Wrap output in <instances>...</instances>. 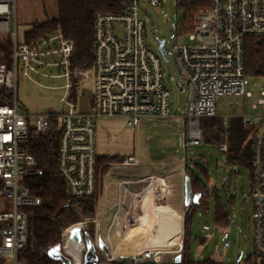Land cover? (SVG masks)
I'll return each instance as SVG.
<instances>
[{"label":"built area","instance_id":"2783aa9c","mask_svg":"<svg viewBox=\"0 0 264 264\" xmlns=\"http://www.w3.org/2000/svg\"><path fill=\"white\" fill-rule=\"evenodd\" d=\"M141 1L151 6H160L163 2L120 0L118 12L95 14L91 71H72L69 68V58L75 50L72 40L64 38L60 31L37 41L18 39L14 22L15 0H0V40L6 36L11 39L10 60L0 61V87L11 91L10 103L0 104L1 193L9 199L8 210L0 211V264H26L18 258L27 239L26 207L39 202L25 183L28 175L39 172L35 158L25 147L30 127L44 132L57 120L61 127L57 169L67 192L77 198H94L100 175L95 119L123 118L132 130L143 119L182 121L189 127L188 138L182 141V145L188 147L202 143V119L236 116L235 113L218 112L220 98L252 97V91L246 87L244 45L248 36L264 37V0H205L207 5L193 14L189 38L194 42L174 43L168 52L176 67L174 79L185 90V108L181 113H175L171 108L170 91L164 84L163 59L146 39L147 21L140 13L144 10ZM11 20L13 26L9 30ZM176 25L175 20L173 37L178 30ZM155 28L156 25L153 31ZM54 55L60 60L50 62V65L64 66L58 76L67 78L73 74L79 82L92 80L89 111L77 110L65 98L62 100L67 108L61 112L28 113L19 109L17 80L20 70L27 75L39 72L48 64L47 58ZM64 87H70L68 80ZM253 107H259L260 113L239 116L247 128L253 126L252 118L260 119L254 132L251 161L252 253L245 261L241 259V252L239 260L230 263L205 260L192 264H264V129L261 132L257 129L264 125V86L259 88ZM218 149L226 152L227 140L221 142ZM137 163L135 154H128L120 161L123 166ZM135 184H141L143 188L132 192L127 211L120 198L114 203L115 212L109 228L122 217L124 234L135 227L139 228L138 234H145V224L141 220L144 202L148 199L146 195L151 192L153 204L159 197V180L153 175L118 180L123 195ZM89 223L97 226L98 216L72 223L61 231V248L71 259V264H83L86 250L83 233ZM74 226L80 227V251L68 243L69 230ZM97 238L95 236L96 264H160L165 254H181L183 248L179 234L174 242L171 239L159 244H141L129 255L117 254L108 237L105 242L110 252L105 254L98 247ZM68 245L70 248L67 249Z\"/></svg>","mask_w":264,"mask_h":264},{"label":"rangeland","instance_id":"374dc122","mask_svg":"<svg viewBox=\"0 0 264 264\" xmlns=\"http://www.w3.org/2000/svg\"><path fill=\"white\" fill-rule=\"evenodd\" d=\"M177 1L163 0L160 6H151L143 1L140 2L144 9L140 13L147 21L146 39L155 49H157L156 37L165 40L164 48L167 52H170L174 43L191 44L194 42L189 38V31L182 32L180 30V19L183 17L184 11ZM57 14L56 0H15L18 39L22 40L23 33L31 27L33 21L54 18ZM152 20L156 24L153 33H151ZM175 20L178 21V30L171 40L172 24ZM59 60L60 57L57 55L48 57V64L41 67L36 73L29 72L27 75L23 70H20L17 80V99L21 111L28 113L61 112L67 108V104L62 101L64 96L73 102L79 110L91 109L92 80L88 78L83 83L76 85L75 99H70L72 87L69 89L64 85L67 80L72 81L71 78L74 75L71 74L67 78L58 76L57 74L64 71V66L50 65V62ZM162 63L164 84L170 91L171 108L175 113H181L185 108V90H180L176 85V79H174L176 67L172 57L168 55V62L163 61ZM261 86H264V76H247L246 87L252 91V97H222L218 100V112L225 115L235 113L236 116L257 115L260 113V108L253 107V103L259 95ZM225 104L228 106L226 110L223 108ZM259 122L260 119L252 118L253 126L250 125L247 131L252 127L256 128ZM224 123H226L225 129L232 130L234 125L232 120H226ZM94 127L98 154L123 156L135 152L141 160L138 166L112 167L108 165L103 173L105 174L104 178L109 181H117L121 178H138L149 172H158L155 165L162 164L173 156H180L183 159L185 151L188 156L192 157L191 159H196L198 164L208 168L211 181L215 186L213 191L220 193L224 198L226 210L229 213V223L224 230L214 223L212 193L208 200L198 208L194 216L188 246L190 261L214 260L213 262L230 263L235 261L239 251L242 252V261L251 255L252 202L250 169L248 167L243 164H232L227 160L226 153L220 151L218 146L213 144L202 142L203 144L192 145L190 148L181 146L180 143L188 138L189 127L175 119H145L139 122L137 130H132L123 118H98L94 121ZM257 129L258 132H261L264 125ZM248 132L246 139L247 136H250ZM164 158L165 160H163ZM187 162L191 165L190 159ZM124 204L127 206V202L124 201ZM8 205L9 199L1 196L0 211L8 210ZM165 214L168 215L167 212ZM145 234H147L146 231ZM110 236L117 254H131L140 242L139 237L126 238L121 241L117 229H113ZM225 236L226 239H224ZM61 243L60 237L59 244L61 245ZM172 255L165 254L160 264H168L172 261Z\"/></svg>","mask_w":264,"mask_h":264},{"label":"trees","instance_id":"16d2710c","mask_svg":"<svg viewBox=\"0 0 264 264\" xmlns=\"http://www.w3.org/2000/svg\"><path fill=\"white\" fill-rule=\"evenodd\" d=\"M58 14L51 19L33 22L31 28L23 33V40L37 41L58 30L64 38L72 40L74 52L69 58V68L86 70L93 64V23L96 13H116L121 9L120 0H56ZM178 5L183 8L184 15L180 19V30L190 31L193 14L202 10L207 3L205 0H178ZM178 22V21H177ZM178 29V23L176 25ZM9 37L0 40V61L9 58ZM245 73L247 76H264V37L248 36L244 45ZM72 94L76 96L75 76H72ZM11 91L0 87V104L10 103ZM234 123L232 130L225 129L221 117L206 118L200 121L203 132V142L219 146L224 140L228 141L226 157L232 164H243L250 167L251 146L254 139V127L248 132L240 119H231ZM230 120V121H231ZM250 136H247L246 133ZM61 133L57 120L44 132L30 127L28 139L25 142L27 151L36 160L38 173L28 175L25 183L29 191L38 197L35 206L26 207L27 212V239L25 245L19 250L18 258L26 264H61L59 260L48 256V246L60 243L61 231L68 225L91 218L94 214V199L91 197H73L67 192L65 183L57 169L58 142ZM244 143V144H243ZM103 156L99 160L107 159ZM114 158V156L112 157ZM198 175L190 171V186L192 191L201 193V199H208L209 175L204 165L194 163ZM1 188V182H0ZM214 223L224 228L226 226V212L220 203L219 195L213 192ZM200 199V200H201ZM198 206L191 204L184 215V234L182 236L183 248L180 262L168 264H192L189 260L188 246L190 230L193 226L194 216ZM92 235L91 226H88ZM214 261V260H207Z\"/></svg>","mask_w":264,"mask_h":264},{"label":"crops","instance_id":"0c3cea01","mask_svg":"<svg viewBox=\"0 0 264 264\" xmlns=\"http://www.w3.org/2000/svg\"><path fill=\"white\" fill-rule=\"evenodd\" d=\"M47 19H51V18H47ZM36 21H43V20H35L33 22H36ZM14 22H15V26H16L15 18H14ZM12 26H13V20H11L10 24L8 25V29L10 30L12 28ZM9 41H10L9 58H8V60L7 59L6 60H2V61H6V62H8L10 60V50H11V39H10V37H9ZM91 67L89 69H86V71H91ZM75 78L77 79L76 76H75ZM69 82H70V87H69V89H70L73 83H72V81H69ZM77 82H78V84L83 83V82L80 83L78 81V79H77ZM92 94H93V84H92ZM62 98L66 99L65 96L62 97ZM66 100L69 101L70 103L74 104L69 99H66ZM91 100H92V97H91ZM91 105H92V103H90V106ZM74 106L76 107L75 104H74ZM227 107L228 106L226 104L223 105L224 110H226ZM76 109L79 110L77 107H76ZM80 111H89V110H80ZM219 117H221L222 120H224V122H226V120H231V119H240V122L242 123V125L244 127L242 119L239 116H231V117H227L225 119L222 116H219ZM143 120H145V119H143ZM148 120H151V119H148ZM224 122H223V126L226 125V123H224ZM138 125H139V123H138ZM138 125H137V127H138ZM137 127L134 130H137ZM252 128H251V131H252ZM245 129H248V128L246 127ZM249 131H250V129H249ZM254 132H255V128H254ZM95 134H96V131H95ZM247 140H248V138L245 139V141H247ZM180 144H181V146H183L182 143H180ZM191 146H188V147L183 146V147L190 148ZM193 146H198V145H193ZM252 147H253V142H252V146H251V151H252ZM58 148H59V142H58ZM129 154H135V156L138 159V163L135 166H138L141 163V160L138 157V155L135 152L129 153ZM127 155H123V156H121V155L120 156L119 155H112V154H105V155L102 154V155H100V154L97 153L98 167H100V175H99V179H98V188H97L96 197H94V198L92 197L94 199V214H93L92 217L97 215L98 218H99V223H98L97 226H95V224H93V223H89L87 225L86 229L88 230V226H91V230H92V233H93L92 236L94 237V241H95V236H98V235H101V237H102V239L104 241H107L108 237H109V239L111 241L110 233H111V231L113 229H117V233L120 235V240L121 241L125 240L126 238L139 237L140 238V242L135 247V249L138 246H140L141 244L153 245V244H156V243H158V244L162 243L165 240L162 241V240H159V239H154V236H153L155 234L156 229H157L156 220L151 223L150 228L145 227L147 234H141V233L138 234V232H139V228L138 227H135L133 230H131V231L127 232L126 234H124L125 233L124 232L125 228H124V224L122 222L123 221L122 217H121L120 221L118 220L117 222H115L109 228V226L111 225V222H112L113 214L115 212L114 203L117 202L118 199L120 198L121 201H123V209H124V211H127L128 210V204L130 202V196L132 195V192H138V191L142 190V188H143V187H141L142 186L141 184H135L134 186H129L127 188L126 192H125V195H123V192L120 191V189L118 187V180H120V179H118L117 181L116 180L109 181L106 178H104L105 174L103 172H104L105 168L108 165H111L112 167L121 166L120 161L122 160L123 157H125ZM103 156H107L109 158L103 159V160H99ZM113 156H114V158H112ZM191 158L192 157L188 156L186 151H185L183 159L180 156L179 157H174L173 156V158L168 159V160H165V158H164L163 160H165V161L162 164L155 165V168L158 170V172H149V173L143 175V176H152L153 175L156 178H158L159 184L157 185V189H158V192H159V197L156 199L155 203H157V204H162V203L166 204L167 203L171 207V209H173L175 212L180 214L181 223H180L178 234H180L182 236L184 234V215H185V212H186L187 208L190 207L191 204H196L198 206V208H199V207L202 206L203 202L208 200L207 198L202 200L201 196H200L198 203L191 202L187 206H185L183 204L182 196H183V179H184V176L188 175L189 176V180H190V171H189V169H192L194 171V173L196 175H198L197 174L198 170L194 166L195 165L194 163L196 162V159L193 160ZM188 159H190L191 165L188 164V162H187ZM251 161H252V152H251ZM251 161H250V167H249V169H250V180H251ZM187 168H189V169L187 170ZM206 169H207V173L209 175V170H208L207 167H206ZM143 176H141V177H143ZM126 179H133V178H126ZM209 179L210 180H209L207 188L210 189V195H211L214 192L213 190L215 189V186H214V183L211 181L210 175H209ZM0 182H1V180H0ZM165 186H166V188L164 189ZM2 188H3V186H2V182H1L0 197L4 196L1 193ZM164 190H165V192H164ZM192 192L195 193L194 191H192ZM218 195H219V198H220L219 199L220 203L224 207V210H225L226 216H227L226 226H224V228L220 227L221 229L224 230V229H226V227L228 226V223H229V213L226 210V204L224 202V198L222 197V195H220V193H218ZM147 200L149 202V205H151L152 196L148 197V199L145 200L144 204H146V205H148L146 203ZM124 201H125V203L127 202V206H125ZM146 205H145V208L143 210L144 213H145V211H148V210H146ZM157 207H158V205H157ZM159 207L157 209H159ZM161 208L162 207H160V210H161ZM197 210H196V212H197ZM148 213L152 214V212H149V211H148ZM155 215L157 216L158 214H155ZM124 218H125V216H124ZM213 218H214V215H213ZM142 220H143V216H142ZM143 222H144V220H143ZM169 223H170V225H173V222L171 220L167 224H169ZM123 235H125L124 238H122ZM174 240H176V238L172 239L173 242H174ZM112 247L114 248L113 244H112ZM114 251H115V248H114ZM175 255L176 254L172 255V261L173 262H174Z\"/></svg>","mask_w":264,"mask_h":264},{"label":"water","instance_id":"95a60500","mask_svg":"<svg viewBox=\"0 0 264 264\" xmlns=\"http://www.w3.org/2000/svg\"><path fill=\"white\" fill-rule=\"evenodd\" d=\"M153 26L151 28V33H153V28L155 27V22L152 20ZM174 25V24H173ZM170 39H173V35L170 36ZM164 39H159L156 37V42H157V50L160 53L163 61L168 62V52L164 48ZM176 85L179 87L180 90L183 88L180 87L179 83L176 82ZM201 196V193L195 192L193 193L190 187V180L189 176L185 175L183 179V196H182V201L185 206L190 204L191 202L198 203L199 202V197ZM84 241H85V247L86 250L83 255V264H96L97 262V253H96V247H95V241L94 237L89 234V232L85 231L83 233ZM68 243L72 246H74L77 250L80 251L82 249V236L80 232V227L79 226H74L69 230V238H68ZM226 239V236L224 237ZM98 241V247L105 253L109 254L110 250L106 242L102 239L101 235H98L97 238ZM226 244H228V241H226ZM48 256L52 259L59 260L61 264H71V259L65 255V253L62 251L61 245L56 244L52 246L50 249L47 251ZM241 256V251H239L236 254L235 259L239 260ZM181 254L178 253L174 257V262H180L181 260Z\"/></svg>","mask_w":264,"mask_h":264},{"label":"bare ground","instance_id":"6f19581e","mask_svg":"<svg viewBox=\"0 0 264 264\" xmlns=\"http://www.w3.org/2000/svg\"><path fill=\"white\" fill-rule=\"evenodd\" d=\"M165 188H166V186L164 187V189ZM164 192H165V190H164ZM150 193L151 192L149 191L146 196L150 197L151 196ZM146 203L148 204V205H146V210H148L149 212H152V214L148 213V211H145V213L143 212L144 213L143 214V220H144L145 227H147V228H150L151 223L156 220L157 229L155 231V234L153 235L154 239H159L162 241L163 240H170L171 241V239L176 238L179 235L178 231H179V227H180V223H181L180 214L175 212L173 209H171V207L167 203L166 204L165 203H162V204L151 203V205H149L148 200L146 201ZM157 205H158V207L159 206L162 207L161 210H160V207H159V209H157L158 208ZM166 212L168 213V215L165 214ZM155 214H158V215L156 216ZM143 220H141V221L143 222ZM170 220L173 222V225H170V223L167 224ZM64 243H66V238H65ZM66 248L68 249V248H70V246L68 245Z\"/></svg>","mask_w":264,"mask_h":264}]
</instances>
